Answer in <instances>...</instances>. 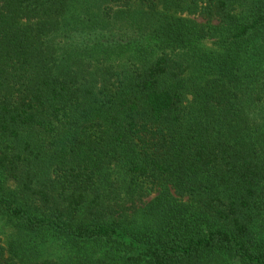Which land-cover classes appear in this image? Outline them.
<instances>
[{
	"label": "trees",
	"instance_id": "16d2710c",
	"mask_svg": "<svg viewBox=\"0 0 264 264\" xmlns=\"http://www.w3.org/2000/svg\"><path fill=\"white\" fill-rule=\"evenodd\" d=\"M117 1L0 0V172L14 175L23 167L36 180L35 187H22L39 212L15 206L1 194V182L0 207L30 233L34 226L73 243L116 235L124 245L142 242L127 225L131 217L101 201L107 169L115 163L157 187L141 211L147 222L140 237L152 236L144 239L143 253L124 254L118 263L90 255L85 263L73 257L36 264H210L219 254L238 257V264H264V238L255 232L252 212L264 198V0H206L202 12L216 15L227 41L220 51L201 50L198 58L173 57L164 48L177 28L181 41L196 38L189 23L177 20L148 31L149 41L138 39L135 63L116 70L113 81L108 70L72 61L68 47L61 63L50 67L47 44L59 35L57 24L96 33L91 57L108 64L115 46L104 31L113 14L100 8ZM196 1L166 3L187 10ZM76 4L97 5L99 12L77 16ZM240 8L246 21L235 13ZM146 14L134 10L129 16L137 21L145 15L147 23ZM202 31L208 32L205 26ZM54 121L73 131L57 132L60 139L46 151L40 134L55 131ZM55 165L54 174L64 179L54 185L47 179ZM97 199L86 224L78 218L80 207ZM167 225L187 236L166 239ZM20 238L13 246L0 244V264L24 263L23 242L34 236Z\"/></svg>",
	"mask_w": 264,
	"mask_h": 264
},
{
	"label": "rangeland",
	"instance_id": "374dc122",
	"mask_svg": "<svg viewBox=\"0 0 264 264\" xmlns=\"http://www.w3.org/2000/svg\"><path fill=\"white\" fill-rule=\"evenodd\" d=\"M166 1L167 0H120L116 3H108V6H103L102 4L100 10L108 8L107 10L111 9L110 13L113 14L109 29L104 31V35L106 37L109 36V38H111L110 40H112L109 43L115 46V50L112 51L109 57L111 60H109L110 62L108 64L104 57H91V51L93 50L92 46L96 42V33H91L87 30L84 32L80 29H72L69 27L63 28L60 24L55 25L53 30L59 33V35L55 40L53 39L50 44H47L49 48L53 49L50 67L53 68L61 63L64 59V50L68 47L70 49L69 51L74 52L72 61H79L90 69L98 68L101 70L100 73H104L108 70L112 76L111 80L113 81L115 79L114 72L116 70L123 69L124 66L127 65L132 67L133 62L135 63L134 53H136V47L134 45L138 43L137 40L149 41L145 39V34L161 25L163 21L176 22L177 20H182V24L184 22L189 23L191 32H197L196 38L188 42L181 41L183 34L181 32L179 33V28H177V32H173L171 41L167 42L164 47L173 57L197 53L195 57L198 58L201 50H221L227 39L221 34L223 29L217 26L218 19L216 15L212 16L202 12L206 0H197L193 7L194 9L187 10L169 7ZM180 4L184 6L185 3L181 1ZM76 6L78 10L74 12L77 16L85 13L86 17L89 18V16L96 11L99 12V7H97V5L88 6L84 9H81L80 4H76ZM246 6L247 5L241 8ZM241 8L235 11V13L240 17L241 21H246L247 19L244 17V11ZM134 10L146 12L147 23L143 21L145 15L137 21L130 19L129 13ZM28 21V19L22 18L23 23H28ZM32 21H36V19L34 18ZM202 26H205L206 30H208L205 35L202 34ZM69 32L71 35H69ZM47 35H50L49 30H47ZM50 37H52V35ZM148 37H150L149 34ZM119 42L123 43L122 47L118 45ZM158 52L159 51L156 53ZM90 63H93V65ZM196 66L199 67V65ZM54 126L55 131L42 132L40 134V136L44 137L46 140V151L52 150L50 143L60 139V137H56L57 132L65 134L66 131H73L68 125L59 121H54ZM59 146L61 147L62 143ZM57 167L56 165L53 166L51 179H47V182L54 185L55 183H59V181L62 182L61 180L64 179V177L60 178V176L54 174V170ZM107 171L108 177L105 178L104 181L108 183V188L103 189L101 201L103 204L112 205V211H122L130 216L131 219L128 220L127 225L131 228H135V234H138L142 242L135 240L131 245H124V238L120 235H116L114 238L105 239L83 238L78 243H73L70 239L68 240L66 236H61L59 233L54 234L48 229L34 226L32 227L36 228V233H30L21 230V226L19 225L21 221L18 217L0 207V244L9 247L21 243V236L26 237L25 239H31V236H34L33 242L29 243L28 240L25 241V243L23 242L26 247L23 253V264H36L43 260H72L73 257L75 260L78 258L85 263L90 259V255H92L93 258H107L112 263H118L124 254L131 255L143 253V248L146 247L144 239L148 240L152 238V236L151 233H147L146 236L140 237V234L146 232L144 228L147 222V218L141 211L146 203L157 195V187L153 188L152 183L147 179H133L119 164L112 163ZM35 181L34 179L33 183L26 177L23 167L17 170L14 175L7 172H0V182L2 183L3 189L1 194L13 200V203L19 209H26L34 216V214L36 215L39 212L36 205L37 203L30 192L27 191L24 186L22 187V185L28 182L35 187L37 185ZM65 186L67 187V185ZM36 188L39 189L40 187ZM98 202L99 199H97L90 208L84 207L83 204V206L80 207L78 218L87 224L89 218L92 217V212L90 210H95ZM252 212L255 214L253 217L255 232L264 238V198L263 200L258 199ZM186 236L187 234L181 231L177 225H167L165 233L166 239H173L174 242H179V240L184 239ZM253 247L252 249H255ZM77 255H79V257H77ZM20 256L22 257V255ZM225 256L226 254H219L218 259H213L210 264H238V257H228V259H226ZM142 262L145 263V260Z\"/></svg>",
	"mask_w": 264,
	"mask_h": 264
}]
</instances>
